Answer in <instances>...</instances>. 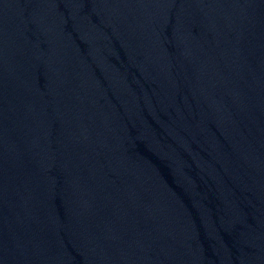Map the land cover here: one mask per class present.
<instances>
[{"label":"water","instance_id":"1","mask_svg":"<svg viewBox=\"0 0 264 264\" xmlns=\"http://www.w3.org/2000/svg\"><path fill=\"white\" fill-rule=\"evenodd\" d=\"M0 264H264V0H0Z\"/></svg>","mask_w":264,"mask_h":264}]
</instances>
